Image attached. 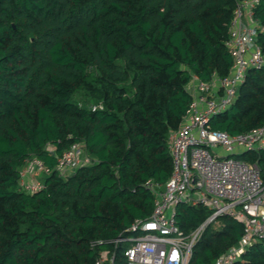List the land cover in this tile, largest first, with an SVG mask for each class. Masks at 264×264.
Instances as JSON below:
<instances>
[{
	"label": "trees",
	"instance_id": "16d2710c",
	"mask_svg": "<svg viewBox=\"0 0 264 264\" xmlns=\"http://www.w3.org/2000/svg\"><path fill=\"white\" fill-rule=\"evenodd\" d=\"M237 0H0V264H99L102 252L125 257L137 218L149 217L148 180L173 172L171 132L179 127L197 75L229 74L226 42ZM264 25V0L255 9ZM258 42L264 49V31ZM94 104L102 108L93 109ZM239 134L264 126V67L248 72L235 102L211 120ZM83 142L92 163L69 176L58 158ZM37 157L43 187L20 185ZM257 163L264 147L239 154ZM179 203L185 233L210 215ZM189 264H213L244 234L232 215L218 217ZM234 264H264V238Z\"/></svg>",
	"mask_w": 264,
	"mask_h": 264
},
{
	"label": "built area",
	"instance_id": "2783aa9c",
	"mask_svg": "<svg viewBox=\"0 0 264 264\" xmlns=\"http://www.w3.org/2000/svg\"><path fill=\"white\" fill-rule=\"evenodd\" d=\"M262 0H237L235 17L226 42L233 56L229 74H214L210 81L197 75L187 85L192 100L179 127L171 132L173 172L165 183L148 180L155 195L152 214L137 218L125 250L127 264H189L194 246L207 226L222 215H232L244 224L240 241L222 253L213 264H234L247 248L264 238V182L257 163L239 154L264 147V126L245 133L231 134L214 129L211 120L236 100L248 72L264 67V49L258 35L264 25L255 17ZM92 108H102L94 104ZM83 142L74 143L59 158L57 170L69 176L92 163ZM49 172L37 157L27 160L20 185L27 192L43 187L37 176ZM37 175V176H36ZM179 203L204 204L210 215L197 228L185 233L176 222ZM99 264H116L114 254L102 252Z\"/></svg>",
	"mask_w": 264,
	"mask_h": 264
},
{
	"label": "rangeland",
	"instance_id": "374dc122",
	"mask_svg": "<svg viewBox=\"0 0 264 264\" xmlns=\"http://www.w3.org/2000/svg\"><path fill=\"white\" fill-rule=\"evenodd\" d=\"M219 225H220V222H216V223H215V226H216V227H219ZM123 259H124L125 262H126V258L124 257ZM118 264H124V263H122V260H121Z\"/></svg>",
	"mask_w": 264,
	"mask_h": 264
},
{
	"label": "crops",
	"instance_id": "0c3cea01",
	"mask_svg": "<svg viewBox=\"0 0 264 264\" xmlns=\"http://www.w3.org/2000/svg\"><path fill=\"white\" fill-rule=\"evenodd\" d=\"M36 176H37V175H36ZM37 177H38V178H40V177H41V174H40V175H38Z\"/></svg>",
	"mask_w": 264,
	"mask_h": 264
}]
</instances>
